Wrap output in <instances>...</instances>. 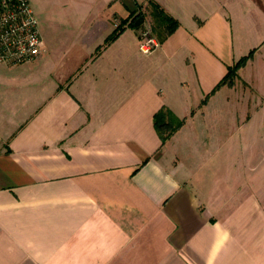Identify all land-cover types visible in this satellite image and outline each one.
Here are the masks:
<instances>
[{"label": "crops", "instance_id": "1", "mask_svg": "<svg viewBox=\"0 0 264 264\" xmlns=\"http://www.w3.org/2000/svg\"><path fill=\"white\" fill-rule=\"evenodd\" d=\"M154 1L180 25L150 53L149 0H92L0 64V264H264V0Z\"/></svg>", "mask_w": 264, "mask_h": 264}, {"label": "built area", "instance_id": "2", "mask_svg": "<svg viewBox=\"0 0 264 264\" xmlns=\"http://www.w3.org/2000/svg\"><path fill=\"white\" fill-rule=\"evenodd\" d=\"M159 44L152 26L146 24L140 32V49L150 53ZM43 48L39 20L30 0H0V64L31 61Z\"/></svg>", "mask_w": 264, "mask_h": 264}, {"label": "trees", "instance_id": "3", "mask_svg": "<svg viewBox=\"0 0 264 264\" xmlns=\"http://www.w3.org/2000/svg\"><path fill=\"white\" fill-rule=\"evenodd\" d=\"M151 5V16L153 20V30L157 34L160 41H163L173 33L176 28L180 25V21L168 13L158 2L154 0H149ZM146 20V13L143 10L137 11L136 9L131 11L128 18L122 20L112 31V33L106 38L105 44L107 45L112 40H114L127 26L133 28H139L144 24ZM255 49H251L246 55L240 57L232 65L229 66L227 74L224 78L216 85L213 92L216 91L221 85L233 84L234 78L238 74L240 67L246 64V62L254 54ZM212 92V93H213ZM208 97V96H207ZM204 98L203 102L207 99ZM202 102V103H203ZM155 126L162 138L163 143L170 138L174 132L181 127L186 117H178L170 108L167 106H162L154 114Z\"/></svg>", "mask_w": 264, "mask_h": 264}, {"label": "rangeland", "instance_id": "4", "mask_svg": "<svg viewBox=\"0 0 264 264\" xmlns=\"http://www.w3.org/2000/svg\"><path fill=\"white\" fill-rule=\"evenodd\" d=\"M30 3L38 17L41 31L44 32L48 23L71 25L83 21L86 18L84 8L92 5V0H30ZM148 24L153 26V20H150ZM237 76L238 74L235 76L233 84H227L233 86ZM257 99L260 98L257 96ZM262 103L264 108V96ZM259 124L260 122H258Z\"/></svg>", "mask_w": 264, "mask_h": 264}]
</instances>
